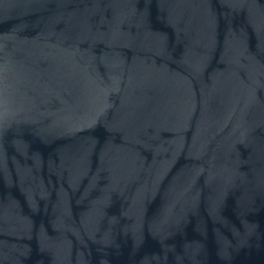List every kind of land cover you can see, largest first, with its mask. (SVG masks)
Segmentation results:
<instances>
[{
  "label": "water",
  "instance_id": "obj_1",
  "mask_svg": "<svg viewBox=\"0 0 264 264\" xmlns=\"http://www.w3.org/2000/svg\"><path fill=\"white\" fill-rule=\"evenodd\" d=\"M0 264H264V0H0Z\"/></svg>",
  "mask_w": 264,
  "mask_h": 264
}]
</instances>
